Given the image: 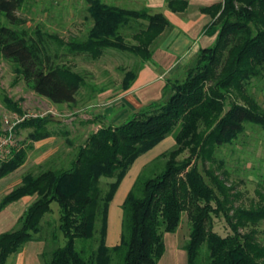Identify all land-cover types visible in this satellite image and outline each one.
I'll return each mask as SVG.
<instances>
[{
    "label": "trees",
    "instance_id": "16d2710c",
    "mask_svg": "<svg viewBox=\"0 0 264 264\" xmlns=\"http://www.w3.org/2000/svg\"><path fill=\"white\" fill-rule=\"evenodd\" d=\"M26 1L0 0V13L6 19L0 25V54L15 64L35 92L56 103L75 102L84 82L82 74L58 62L60 46L92 56L113 47L148 61L153 44L170 27L164 14L151 13L146 6L87 0L93 21L87 36L64 41L40 26L26 25V19L17 14ZM214 10L219 12L214 19L219 23L213 21L207 27L217 34L214 44L198 51L182 79L167 81L161 99L120 124L93 132L69 166L25 172L21 182L1 198L0 209L22 196L34 197L18 226L0 233V264H7L25 242L43 239L38 234L54 200L60 206L58 232L65 242L43 250L47 264H157L165 250L164 232H175L184 212L191 222L184 244L189 264H199L204 245L208 264H264V243L255 228L264 220V193L259 190L261 200L249 207L228 206L232 187L208 170L218 192L197 163L198 159L214 160L216 149L234 142L248 125L264 129V105L252 92L254 81L264 80V0H224ZM125 27H133L135 43L126 41ZM52 41L58 46L54 52ZM138 73H127L125 88ZM50 116L24 119L18 128H31L28 139L33 142L44 140L53 135L47 124L58 122ZM172 132L175 147L158 157L166 158L161 169L149 174L146 166L137 176L122 204L121 241L109 246V206L122 179L138 156ZM186 150L189 155L179 159ZM27 155V147L16 150L1 164L0 178L21 167ZM104 177L110 178L106 190L101 185ZM260 186L264 189V178ZM221 212L232 228L225 236L213 226V213ZM58 232L52 233L54 243ZM77 238L89 244L78 248Z\"/></svg>",
    "mask_w": 264,
    "mask_h": 264
},
{
    "label": "rangeland",
    "instance_id": "374dc122",
    "mask_svg": "<svg viewBox=\"0 0 264 264\" xmlns=\"http://www.w3.org/2000/svg\"><path fill=\"white\" fill-rule=\"evenodd\" d=\"M104 1L116 3V0ZM120 5L132 8L144 7L129 2ZM17 14L26 19V25L29 27L40 26L43 30L57 35L64 41L70 40L71 37L85 38L93 23L92 19L89 18L87 0H27L17 11ZM215 21L213 23L218 25L219 20ZM5 22V17L0 13V25ZM133 32V27H125L123 30L128 43L136 42L132 36ZM209 34L215 35L214 39L201 48L214 44L217 34L210 32ZM51 43L54 52L58 46L56 41ZM158 43L159 38L153 44V48ZM58 49L60 52L58 62L69 65L73 71L82 74L84 77V82L76 94V101L72 103H56L35 92L16 71L15 64L0 54V130L3 128L5 118L14 113L62 116L58 122L47 124V128L51 130L53 135L44 140L33 142L28 139L31 128H17L19 146L27 147L28 155L21 167L0 180V197L5 191L18 184L27 171L38 173L48 167L69 166L78 147L93 132L111 123L120 124L136 112L127 107L128 111L125 117L122 119L114 118L115 110L119 109L118 105L114 103L129 89L133 88L137 82L139 73L131 86L125 88L123 83L127 73L131 70L139 72L147 61H143L139 55L133 52L113 47L104 48L103 52L96 56L85 52L72 53L66 51L65 46H60ZM188 63L184 67H187ZM184 67L178 68L176 72L172 73L169 80L182 79L186 71ZM252 92L264 105V80H255ZM19 108L22 113L19 112ZM175 145V134L172 132L138 156L131 165L110 202L109 227L106 236V242L109 246L116 245L121 241L124 217L122 204L137 176L146 166L149 174L156 169H161L166 158L158 157ZM188 155L189 151L186 150L179 156V159ZM197 163L207 181L217 191L218 187L208 170H213L216 174L224 177L226 185L232 187L228 206L249 207L258 203L261 200L259 190L264 193V189L260 186V181L264 178V129L257 125H248L246 131L241 133L234 142L216 149L214 160L198 159ZM109 181L110 178H102L101 185L104 190L107 189ZM220 195L223 196V194ZM59 217L60 206L54 200L51 202V210L45 214L42 221L43 229L38 236L43 239H37L42 243V248L37 254L34 264H47L48 258L43 256V250L50 251L55 245L64 244L65 237L62 232H58ZM213 218V226L218 233L225 236L232 232V228L222 212L219 215L213 213ZM17 226L18 223L2 230ZM190 226L188 214L184 212L182 223L178 229L175 232H164V241L170 240L171 236L177 237L178 235L180 246L185 249L184 244L189 238ZM255 228L258 239L264 243V220ZM54 231L59 234L57 243L52 240ZM37 240L25 242L18 251L8 258V264H21L20 258L17 259L16 256L21 257L23 248L36 243ZM86 242L88 241L84 238L76 239L78 248H81ZM86 246L88 247V245ZM86 246L84 247L86 248ZM207 259L208 250L204 245L200 250L199 264H208Z\"/></svg>",
    "mask_w": 264,
    "mask_h": 264
},
{
    "label": "crops",
    "instance_id": "0c3cea01",
    "mask_svg": "<svg viewBox=\"0 0 264 264\" xmlns=\"http://www.w3.org/2000/svg\"><path fill=\"white\" fill-rule=\"evenodd\" d=\"M223 1L116 0V4L136 3L148 7L152 13H162L169 20L170 27L159 37V43L154 47L151 59L139 71L134 87L115 101L114 104L118 105L119 109L115 110L114 118L122 119L125 117L128 111L127 107L138 111L150 102L163 97L165 85L171 74L176 72L178 68L186 66V63L196 55L201 47L208 45L214 39L215 35H210L207 27L219 13L215 12V6L220 5ZM184 68L186 70V67ZM11 189L5 191L0 200ZM33 198L31 195L22 196L0 209V233L11 230L2 229L18 223L19 218ZM178 238V235L177 237L171 236L170 240L164 241L165 250L157 264H189L188 252L180 246ZM41 248L42 243L37 240L36 243L24 247L21 257L16 256V258H20L21 264H34Z\"/></svg>",
    "mask_w": 264,
    "mask_h": 264
},
{
    "label": "built area",
    "instance_id": "2783aa9c",
    "mask_svg": "<svg viewBox=\"0 0 264 264\" xmlns=\"http://www.w3.org/2000/svg\"><path fill=\"white\" fill-rule=\"evenodd\" d=\"M37 116L31 113H25L23 115L14 113L5 118L3 128L0 130V166L3 162L10 159L15 151L20 148L17 138L18 124L24 119Z\"/></svg>",
    "mask_w": 264,
    "mask_h": 264
},
{
    "label": "water",
    "instance_id": "95a60500",
    "mask_svg": "<svg viewBox=\"0 0 264 264\" xmlns=\"http://www.w3.org/2000/svg\"><path fill=\"white\" fill-rule=\"evenodd\" d=\"M50 119H55V120H61L62 116H58V115H52L49 117Z\"/></svg>",
    "mask_w": 264,
    "mask_h": 264
}]
</instances>
